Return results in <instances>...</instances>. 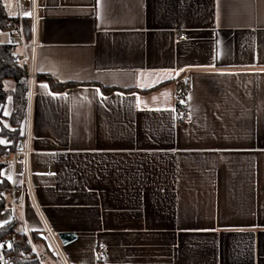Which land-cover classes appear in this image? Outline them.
I'll return each instance as SVG.
<instances>
[{
  "label": "crops",
  "instance_id": "0c3cea01",
  "mask_svg": "<svg viewBox=\"0 0 264 264\" xmlns=\"http://www.w3.org/2000/svg\"><path fill=\"white\" fill-rule=\"evenodd\" d=\"M38 5L36 75L78 83L35 79L27 107L37 200L58 234L75 233L69 262L95 264L104 244V264H264V0ZM179 100L192 110L182 124ZM12 111L10 96L1 145ZM1 175L0 226L43 233L30 201L24 216L10 206L25 167Z\"/></svg>",
  "mask_w": 264,
  "mask_h": 264
},
{
  "label": "built area",
  "instance_id": "2783aa9c",
  "mask_svg": "<svg viewBox=\"0 0 264 264\" xmlns=\"http://www.w3.org/2000/svg\"><path fill=\"white\" fill-rule=\"evenodd\" d=\"M24 1L30 4V35L28 36L25 29L24 20L27 18L24 15ZM17 4V16L15 20L10 23V28L4 31H0V35H5L9 44L17 45L20 48V52L14 55V61L21 62L27 61L29 64V91H28V107L32 103V86L36 79L35 59L36 52L39 46L35 37V21L38 15V0H16ZM185 34H179V38H185ZM180 97V96H179ZM192 110L182 100H179L174 109V117L177 124H182L191 115ZM22 136L17 140L14 148L8 152L0 154V163L4 166H16L22 164L25 167V186L22 189V196L20 198L13 197L11 201V208L14 217L24 216L29 201L37 211L41 222L42 232L46 236L51 249L44 248L39 249L33 242L29 231L24 226V231L29 237L32 251L34 254V260L38 264H49L50 260H59L61 264H71L67 258L64 244L55 229L50 222L46 219L41 207L38 203L35 185L31 173V156L34 152L32 148V126L31 117L27 114L24 119V123L21 127ZM108 254V248L104 244H100L95 250V264H104L105 258ZM9 257L6 253L0 249V264H8Z\"/></svg>",
  "mask_w": 264,
  "mask_h": 264
},
{
  "label": "trees",
  "instance_id": "16d2710c",
  "mask_svg": "<svg viewBox=\"0 0 264 264\" xmlns=\"http://www.w3.org/2000/svg\"><path fill=\"white\" fill-rule=\"evenodd\" d=\"M15 17L9 16L4 3L0 0V31L10 28V23ZM26 33L30 35L31 22L27 17L24 20ZM20 52L17 45L9 44L7 40L0 38V106L6 103L8 97L13 98V111L10 116L11 129L3 126L2 134L7 135L13 141L11 145L0 144V154L8 152L14 148L17 140L22 136L20 126L27 115L28 91H29V64L27 61L16 62L14 55ZM37 80L48 81L51 89L55 92L63 91L68 87L77 85L75 82H61L54 76L46 73L36 75ZM112 91L116 88H104ZM181 97V96H180ZM4 167L0 163V215L7 207L6 193L11 185L2 175ZM33 241L43 242L40 234H30ZM11 240V245L7 241ZM0 249L9 257L8 264H38L34 260V254L29 237L21 228L18 219L0 226Z\"/></svg>",
  "mask_w": 264,
  "mask_h": 264
},
{
  "label": "water",
  "instance_id": "95a60500",
  "mask_svg": "<svg viewBox=\"0 0 264 264\" xmlns=\"http://www.w3.org/2000/svg\"><path fill=\"white\" fill-rule=\"evenodd\" d=\"M59 236H60V238L64 244L68 243L69 241H72L76 237L75 233H73V232H61V233H59ZM40 237L42 239L46 240L48 248L51 249V246H50L49 242L47 241L46 236L43 233H41ZM7 244L10 246L11 240H8Z\"/></svg>",
  "mask_w": 264,
  "mask_h": 264
},
{
  "label": "rangeland",
  "instance_id": "374dc122",
  "mask_svg": "<svg viewBox=\"0 0 264 264\" xmlns=\"http://www.w3.org/2000/svg\"><path fill=\"white\" fill-rule=\"evenodd\" d=\"M6 5H7V8H9V11L10 10H14V13H15V10H16V6H15V0H3ZM25 10V8H23ZM0 38L2 40H5L6 39V36L5 35H0Z\"/></svg>",
  "mask_w": 264,
  "mask_h": 264
},
{
  "label": "snow or ice",
  "instance_id": "6c2138e0",
  "mask_svg": "<svg viewBox=\"0 0 264 264\" xmlns=\"http://www.w3.org/2000/svg\"><path fill=\"white\" fill-rule=\"evenodd\" d=\"M26 15H31L30 13H25Z\"/></svg>",
  "mask_w": 264,
  "mask_h": 264
}]
</instances>
